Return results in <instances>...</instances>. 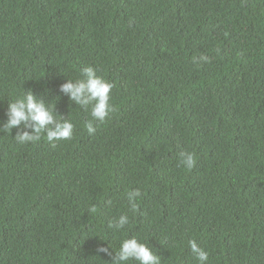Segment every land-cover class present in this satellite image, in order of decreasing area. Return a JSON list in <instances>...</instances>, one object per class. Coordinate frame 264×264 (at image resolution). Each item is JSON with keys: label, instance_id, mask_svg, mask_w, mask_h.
<instances>
[{"label": "trees", "instance_id": "16d2710c", "mask_svg": "<svg viewBox=\"0 0 264 264\" xmlns=\"http://www.w3.org/2000/svg\"><path fill=\"white\" fill-rule=\"evenodd\" d=\"M87 67L114 85L103 123L59 90ZM29 91L73 137L0 131V264H114L133 238L161 264H199L190 240L264 264V0H0V129Z\"/></svg>", "mask_w": 264, "mask_h": 264}, {"label": "clouds", "instance_id": "9594fccd", "mask_svg": "<svg viewBox=\"0 0 264 264\" xmlns=\"http://www.w3.org/2000/svg\"><path fill=\"white\" fill-rule=\"evenodd\" d=\"M200 61L209 62L207 56H201L199 61L193 58V63ZM83 79L73 83L69 81L64 84L59 90L63 94L70 97L71 102L87 110L91 105V117L93 121L103 123L111 112L115 109L110 105V95L114 85L106 82L96 74V70L92 67H87L81 73ZM8 120L0 131L4 133H12L13 129H18L21 124L25 128L30 129L34 134H29L27 131L17 132L15 140L21 144L36 143L40 141L41 134H46L47 141L56 147L54 141L71 140L73 137V125L69 121H65L63 117L56 119L53 111L50 110L43 98H37L29 91L22 99H18L9 105L7 113ZM90 135L95 134V128L92 121L85 124ZM180 163L187 170L191 171L196 166V158L194 153L181 151L179 153ZM141 192L130 191L127 193L128 201L133 212L138 211L136 203L137 198L141 197ZM111 202H109L110 204ZM91 213H95L97 209L92 207L89 209ZM128 224V218L121 216L118 221L109 223V228L117 230L123 229ZM189 246L193 257L199 261V264H205L208 260V255L198 247L194 240L189 241ZM98 253H107V249L98 248ZM136 261L138 264H161L159 256L144 244L139 243L135 238L125 240L118 252H116L114 264H127L129 261Z\"/></svg>", "mask_w": 264, "mask_h": 264}]
</instances>
